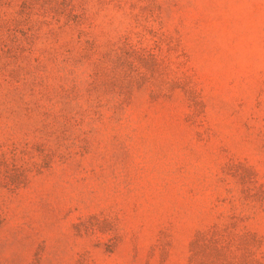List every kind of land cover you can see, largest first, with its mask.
<instances>
[{
  "label": "rangeland",
  "instance_id": "rangeland-1",
  "mask_svg": "<svg viewBox=\"0 0 264 264\" xmlns=\"http://www.w3.org/2000/svg\"><path fill=\"white\" fill-rule=\"evenodd\" d=\"M0 264H264V0H0Z\"/></svg>",
  "mask_w": 264,
  "mask_h": 264
}]
</instances>
